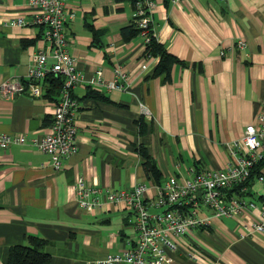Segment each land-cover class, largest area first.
Wrapping results in <instances>:
<instances>
[{
	"label": "crops",
	"instance_id": "obj_1",
	"mask_svg": "<svg viewBox=\"0 0 264 264\" xmlns=\"http://www.w3.org/2000/svg\"><path fill=\"white\" fill-rule=\"evenodd\" d=\"M67 5L74 12L64 23L68 49L83 75L71 89L78 146L54 167L52 155L30 142L48 129L57 89L48 95L43 82L40 94L0 91V132L27 138L0 148V264L8 246L27 242V234L45 238L49 264H87L126 248L135 235L130 208L104 200L86 210L73 181L81 176L113 189L144 181L150 193L156 181L146 174L139 144L155 158L162 180L188 164L222 166L230 157L227 142L264 102V0H156V37L185 60L174 62L165 80L149 74L158 56L144 54L142 35L123 36L132 0ZM32 11L26 0H0V81L24 78L31 52L47 45L43 26L30 22ZM19 15L24 23L10 22ZM92 27L101 31L100 44L93 43ZM116 67L125 77L115 75ZM98 68L102 79L120 85L92 81ZM249 187L246 195L257 202L252 211L212 216L178 235L164 264H264V230L239 235L240 222L264 203V182L252 177Z\"/></svg>",
	"mask_w": 264,
	"mask_h": 264
},
{
	"label": "built area",
	"instance_id": "obj_2",
	"mask_svg": "<svg viewBox=\"0 0 264 264\" xmlns=\"http://www.w3.org/2000/svg\"><path fill=\"white\" fill-rule=\"evenodd\" d=\"M176 1V0H173ZM156 0H132V20L137 24L143 44L150 34L156 36L152 10ZM33 9L32 24L43 26L42 36L47 45L31 52L24 78H4L0 91L11 97L18 91L40 94L43 79L52 71L61 74L62 82L52 107V119L48 129L30 142L40 150L49 152L54 167L61 165L60 157L74 152L78 146L75 111L77 99L71 89L83 75L76 67L75 57L68 49V36L64 23L74 12L68 9L67 0H26ZM10 22L24 23L23 16H15ZM242 39H237L239 46ZM49 58H51L49 60ZM100 68L92 81L109 87L119 86L116 79L104 80ZM116 76L125 77L115 68ZM26 135L21 131L0 132V148L10 142L24 143ZM229 159L222 166L196 168L188 164L185 172L167 174L153 184L137 182L130 187H101L78 176L73 181L78 204L91 210L105 200L123 201L133 213L135 235L131 243L120 251L107 252L104 256L89 258L87 264H164L171 260L170 250L178 247V235L186 233L195 225L210 223L212 216L233 215L250 212L256 206L255 197L246 195L249 180L255 177L264 182V102L254 120L245 124L242 133L227 142ZM262 161L259 170L256 164ZM240 236L248 232L264 230V203L248 220L239 224ZM192 254L190 250L187 251Z\"/></svg>",
	"mask_w": 264,
	"mask_h": 264
},
{
	"label": "trees",
	"instance_id": "obj_3",
	"mask_svg": "<svg viewBox=\"0 0 264 264\" xmlns=\"http://www.w3.org/2000/svg\"><path fill=\"white\" fill-rule=\"evenodd\" d=\"M138 30L139 28L133 20H131L130 24L122 27L123 36L126 38L137 33ZM100 32L99 29L93 28V43H101L100 35H98ZM143 51L146 55L158 56L157 62L149 74L160 75L162 80L170 78V70L174 62L185 63V60L170 52L165 44L153 34H150L148 41L144 45ZM43 82L45 84L46 94L51 95L56 89L58 93L62 82V76L59 73L54 74L50 71L43 79ZM140 118L141 117H139L137 121L140 125L139 129L142 131L143 120ZM137 148L144 157L143 164L146 174L156 181V183H160L162 181V171L155 158L148 152L145 145L139 144ZM261 163V160L257 162L256 171L259 170ZM44 243V237L36 234H27V242L14 243L8 246L3 257L5 264H49L50 252L44 249Z\"/></svg>",
	"mask_w": 264,
	"mask_h": 264
},
{
	"label": "rangeland",
	"instance_id": "obj_4",
	"mask_svg": "<svg viewBox=\"0 0 264 264\" xmlns=\"http://www.w3.org/2000/svg\"><path fill=\"white\" fill-rule=\"evenodd\" d=\"M250 192H251V193H249V194H252V193H253V191H251V190H250ZM89 258H95V257H89Z\"/></svg>",
	"mask_w": 264,
	"mask_h": 264
}]
</instances>
